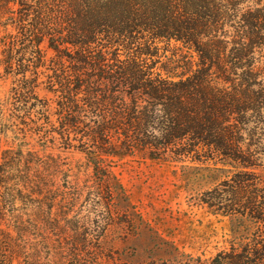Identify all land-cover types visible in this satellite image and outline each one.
Returning a JSON list of instances; mask_svg holds the SVG:
<instances>
[{
	"label": "trees",
	"instance_id": "16d2710c",
	"mask_svg": "<svg viewBox=\"0 0 264 264\" xmlns=\"http://www.w3.org/2000/svg\"><path fill=\"white\" fill-rule=\"evenodd\" d=\"M26 2L18 19L24 37H58L60 43L79 48L80 55H57L53 74L62 88L57 114L63 128H76L84 119L94 123L84 135L95 144L96 155L105 154L107 144L116 145L112 147L119 150L116 156L137 150L168 152L187 138L190 143L184 150L172 152L185 156L207 147L232 162L240 161L237 164L244 169L263 158L253 150V140L264 135V0ZM105 39L113 55H90L92 45ZM172 41L197 55H160L159 43ZM13 46L8 49V66L18 53ZM120 48L125 59L117 55ZM23 82L26 87L16 90L6 106L0 105L2 126L17 137L23 134L22 140L46 136L45 130L35 134L31 130L30 135L20 128L24 124L15 113L29 116L20 105L32 100L29 80L25 77ZM63 136L70 138V133ZM23 148L20 144L17 150L7 149L0 163V187L7 188L0 196V264L53 263L65 253V260L74 264H100V257L89 259L77 248L66 251L61 240V223L81 198L71 192L68 172L61 177L57 161L30 151L25 154ZM261 180L239 182L231 193L238 197L237 214L254 222H264ZM31 196L39 203L35 213L26 217L3 212L8 199ZM225 258L227 264H264V235L242 251L232 246Z\"/></svg>",
	"mask_w": 264,
	"mask_h": 264
},
{
	"label": "rangeland",
	"instance_id": "374dc122",
	"mask_svg": "<svg viewBox=\"0 0 264 264\" xmlns=\"http://www.w3.org/2000/svg\"><path fill=\"white\" fill-rule=\"evenodd\" d=\"M6 1L0 0V105L6 106L16 90L26 87V77L32 100L20 109L30 112L31 119L17 111L18 121L24 124L20 128L29 134L45 130L47 135L22 140L23 134L17 137L7 132L0 120V163L4 151L17 150L22 144L25 154L30 151L44 160L57 161L61 177L68 172L71 192L81 194V198L61 223L66 251L77 248L89 259L100 257V264H227L225 254L232 246L242 251L264 235V222L237 214L238 197L231 194L237 183L253 177L262 179L259 187L264 186L263 155L255 166L244 169L237 164L240 161L232 162L207 147L185 156L173 153L185 149L190 143L187 138L168 152L137 150L116 156L119 150L112 148L116 145L107 144L105 154L96 155L95 144L84 135L94 123L84 119L76 128H63L57 114L62 94L59 79L53 74L57 55H80L79 48L60 43L58 37H24L18 19L26 11L27 0L22 5H7ZM29 13L33 20V10ZM106 42L93 44L90 55H113ZM13 44L18 53L13 54V66H8V49ZM158 48L160 55L168 57L197 55L175 41L171 45L159 43ZM117 55L125 59L127 54L120 48ZM51 77L57 84H52ZM85 93L83 90L79 99L83 100ZM5 112L8 117L9 111ZM63 132L70 133V138ZM114 139L116 136L112 140L118 141ZM244 139L248 143L247 135ZM253 143V150L264 154V135L254 138ZM260 191L255 190L256 195ZM6 192L7 188L0 187V196ZM19 199H8L3 212L26 217L36 212L39 203L35 196ZM65 255L43 264H74L69 258L65 260Z\"/></svg>",
	"mask_w": 264,
	"mask_h": 264
}]
</instances>
